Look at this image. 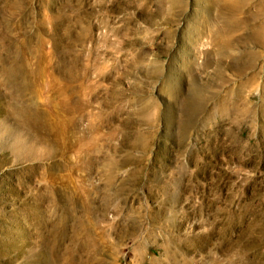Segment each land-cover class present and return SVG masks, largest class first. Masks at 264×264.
<instances>
[{
	"label": "rangeland",
	"instance_id": "obj_1",
	"mask_svg": "<svg viewBox=\"0 0 264 264\" xmlns=\"http://www.w3.org/2000/svg\"><path fill=\"white\" fill-rule=\"evenodd\" d=\"M0 264H264V0H0Z\"/></svg>",
	"mask_w": 264,
	"mask_h": 264
}]
</instances>
